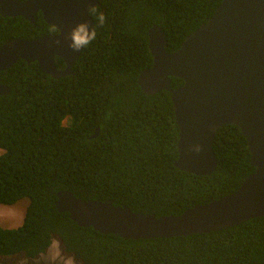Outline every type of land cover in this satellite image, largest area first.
I'll use <instances>...</instances> for the list:
<instances>
[{
	"label": "trees",
	"instance_id": "16d2710c",
	"mask_svg": "<svg viewBox=\"0 0 264 264\" xmlns=\"http://www.w3.org/2000/svg\"><path fill=\"white\" fill-rule=\"evenodd\" d=\"M221 2L97 0L93 8L105 24L96 26V40L81 50L71 74L52 78L23 60L0 71L9 88L0 95V205L28 200L19 226H0V257L35 258L57 237L81 264H264V216L203 234L129 240L79 227L54 207L56 193L68 191L141 214L179 215L235 192L254 172L247 142L231 124L213 140V172L176 168L170 95H147L136 83L152 64L150 27H160L164 49L174 52ZM89 17L95 24L91 10ZM52 32L40 13L34 24L0 15V45ZM55 64L65 67L59 58ZM170 82L173 89L183 84Z\"/></svg>",
	"mask_w": 264,
	"mask_h": 264
},
{
	"label": "water",
	"instance_id": "95a60500",
	"mask_svg": "<svg viewBox=\"0 0 264 264\" xmlns=\"http://www.w3.org/2000/svg\"><path fill=\"white\" fill-rule=\"evenodd\" d=\"M97 0H0V15L22 16L34 23L37 11L55 33L35 40L12 39L0 45V71L19 60L36 62L52 78L71 74L80 52L66 39L79 22L88 20ZM59 40L60 43H56ZM151 67L136 83L147 95L167 91L178 129L177 159L181 171L206 175L217 160L212 144L226 124L239 128L247 142L254 172L240 187L207 204H196L179 215L132 212L109 201L83 200L68 191L56 193L54 207L83 228L122 239H156L203 234L237 226L264 216V0H222L211 18L189 34L174 52L164 49L165 33L147 31ZM55 58L65 68L58 70ZM170 78L181 79L172 88ZM8 88L0 84V95ZM98 133L95 129L94 136Z\"/></svg>",
	"mask_w": 264,
	"mask_h": 264
},
{
	"label": "rangeland",
	"instance_id": "374dc122",
	"mask_svg": "<svg viewBox=\"0 0 264 264\" xmlns=\"http://www.w3.org/2000/svg\"><path fill=\"white\" fill-rule=\"evenodd\" d=\"M0 149V155L3 154ZM27 199H21L12 206L0 205V226L4 228H15L22 222ZM0 264H81L72 254L64 251L60 240L54 237L51 245L45 253L29 259L22 254L11 257H0Z\"/></svg>",
	"mask_w": 264,
	"mask_h": 264
},
{
	"label": "clouds",
	"instance_id": "9594fccd",
	"mask_svg": "<svg viewBox=\"0 0 264 264\" xmlns=\"http://www.w3.org/2000/svg\"><path fill=\"white\" fill-rule=\"evenodd\" d=\"M23 1V0H21ZM40 13L42 16L41 11H37L34 16V22L36 15ZM91 13L95 15V24H90L88 20L81 21L77 23L67 34L66 39L68 40V47L73 52H79L80 50L86 48L88 45H90L93 41L97 38V31L96 26H103L105 24V16L103 13L98 12L95 8L91 9ZM16 17V16H15ZM22 17V16H21ZM24 19V17H23ZM43 19V17H42ZM26 20V19H24ZM92 20V19H91ZM27 21V20H26ZM44 21V20H43ZM29 22V21H28ZM45 22V21H44ZM46 23V22H45ZM32 24V23H31ZM34 24V23H33ZM47 24V23H46ZM48 25V24H47ZM51 27V26H50ZM55 33V32H54ZM49 35V34H45ZM44 36V35H42ZM41 37V36H40ZM39 38V37H38ZM16 39V38H14ZM37 39V38H36ZM26 40V39H25ZM35 40V39H33ZM56 43H60L59 40L56 41ZM36 63V62H32ZM65 66V65H64ZM65 68V67H64ZM63 70V69H62ZM1 84V83H0ZM2 86H5L8 88V86L1 84ZM180 87V86H179ZM9 92V88H8ZM5 92L4 94L8 93ZM3 95V94H1ZM228 125V124H227ZM133 212V211H132ZM137 213V212H136ZM62 244V243H61Z\"/></svg>",
	"mask_w": 264,
	"mask_h": 264
},
{
	"label": "flooded vegetation",
	"instance_id": "af4514ba",
	"mask_svg": "<svg viewBox=\"0 0 264 264\" xmlns=\"http://www.w3.org/2000/svg\"><path fill=\"white\" fill-rule=\"evenodd\" d=\"M52 33H54V32H52ZM52 33H49V34H52ZM63 246V245H62Z\"/></svg>",
	"mask_w": 264,
	"mask_h": 264
}]
</instances>
